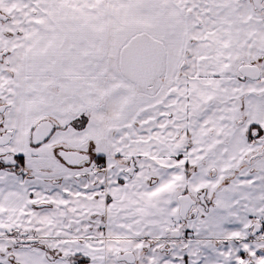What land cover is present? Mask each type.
<instances>
[{
    "label": "snow or ice",
    "instance_id": "snow-or-ice-1",
    "mask_svg": "<svg viewBox=\"0 0 264 264\" xmlns=\"http://www.w3.org/2000/svg\"><path fill=\"white\" fill-rule=\"evenodd\" d=\"M0 264H264V0H0Z\"/></svg>",
    "mask_w": 264,
    "mask_h": 264
}]
</instances>
